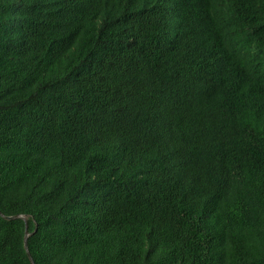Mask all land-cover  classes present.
<instances>
[{
  "label": "trees",
  "instance_id": "obj_1",
  "mask_svg": "<svg viewBox=\"0 0 264 264\" xmlns=\"http://www.w3.org/2000/svg\"><path fill=\"white\" fill-rule=\"evenodd\" d=\"M0 264H264V0H0Z\"/></svg>",
  "mask_w": 264,
  "mask_h": 264
},
{
  "label": "water",
  "instance_id": "obj_2",
  "mask_svg": "<svg viewBox=\"0 0 264 264\" xmlns=\"http://www.w3.org/2000/svg\"><path fill=\"white\" fill-rule=\"evenodd\" d=\"M16 218H23V217H22V216H17V217H7L8 220H13V219H16ZM27 238H28V235H26V237H25V248H26V250H27V254H28L29 258H30L31 261L34 263V261H33L32 257H31V255H30V252H29V250H28V247H27Z\"/></svg>",
  "mask_w": 264,
  "mask_h": 264
}]
</instances>
